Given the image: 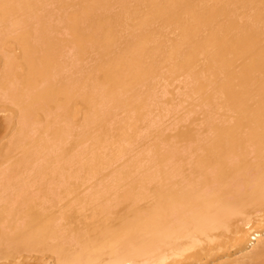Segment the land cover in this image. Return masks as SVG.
I'll return each instance as SVG.
<instances>
[{
	"label": "bare ground",
	"instance_id": "6f19581e",
	"mask_svg": "<svg viewBox=\"0 0 264 264\" xmlns=\"http://www.w3.org/2000/svg\"><path fill=\"white\" fill-rule=\"evenodd\" d=\"M0 264H264V0H0Z\"/></svg>",
	"mask_w": 264,
	"mask_h": 264
},
{
	"label": "rangeland",
	"instance_id": "374dc122",
	"mask_svg": "<svg viewBox=\"0 0 264 264\" xmlns=\"http://www.w3.org/2000/svg\"><path fill=\"white\" fill-rule=\"evenodd\" d=\"M77 63H78V62H77ZM75 73H76V72H75ZM78 73H79V72L77 71L76 75H77ZM176 80H177V79H176ZM176 80H174V84L170 85L171 87L168 86V88L171 89V91L174 90L173 92H174L175 94H176V93L178 94V93H180V92L182 91V89H180V86L183 84V82H182V80H181V77H180L179 80H177V82H176ZM163 82H164V80H163ZM178 82H179L180 84H179ZM175 84H177V85H175ZM178 84H179V87H178ZM176 87H178V88H176ZM158 88H159V90H160L161 87H159V85H158V86H157V89H158ZM175 89H176V90H175ZM165 92H167V91H165ZM166 94H167V96H165V99L168 98L169 95L171 96V93H168V92H167ZM164 95H165V94H164ZM160 96H163V95L160 94ZM160 96H158V98H159L160 101H162V99L165 100L164 97H163V98H160ZM177 96H178V95H177ZM177 96H174V98H176ZM174 98H173V100L171 101L172 103L169 102L168 104H167V103L164 104V106H166V107H167V105H168V109H170V110H164V113H165V116H164V117H162V116H158V112H159V110H158V109H155V110L157 111V112L155 111V112H156L155 114H154V113H148V116L150 115V117H152V119H151L150 117H148L147 114H146V116H145L146 118H145V119H147L148 121L145 120V122H143L142 124L145 125V124H147L146 122H149V124L151 123V125H152V124H155L154 121H157V120H158V121H157V123H158V122H159V119L161 118V120H160V121H161V124H162V125H165V127H164V128H165V131H164V132H165V133H168V132H169V139L172 137V141L177 142V141L179 140L180 137L178 138L177 135H175V136L170 135V133H173V134H174V131H175V128H176V127H175V126H176L175 123H174V124H171V123L174 122L173 118H174V115H175V114L172 115V109H173L174 107H171V106L174 105V104L176 103L174 106H177L178 109H181V108H182L181 105H183V104H181L182 102H181L179 99H177L178 97L176 98L177 100L174 99ZM175 100H176V101H175ZM179 101H180L181 103H180ZM173 102H174V103H173ZM183 103H184V102H183ZM110 104H111V101H110ZM166 104H167V105H166ZM179 104H180V105H179ZM184 104H185V103H184ZM179 107H180V108H179ZM175 108H176V107H175ZM170 111H171V112H170ZM173 112H174V111H173ZM166 114H167V116H166ZM152 115H155V116H152ZM156 115L158 116V118H155V117H157ZM171 116H172V117H171ZM153 118H154V119H153ZM162 119H163V120H162ZM188 119H189V118H188ZM188 119H187V122H188ZM149 120H151V121H149ZM152 120H153V121H152ZM163 121H164V123H162ZM185 121H186V120H185ZM168 122H169V123H168ZM170 122H171V123H170ZM159 123H160V122H159ZM159 123H158V124H159ZM176 123H177V122H176ZM177 124H178V123H177ZM171 125H172L173 127H172ZM171 128H173V129L171 130ZM198 128H199V127H198ZM140 129L143 131V128H142V127H138V128L136 129V131L138 132V134L142 132ZM144 130H145V129H144ZM169 130H171V131H169ZM197 131H199V130H197ZM11 134H12V133H11ZM174 138H175V139L178 138V140H177V139L174 140ZM138 139H139V140H138ZM170 140H171V139H170ZM170 140H169V143H170ZM132 141H133V140H132ZM132 141H131V140H130L129 142L125 141V143L123 142V145H124V146H128V145H129L128 147L134 149V151H133L131 154H128V156L126 155L127 157H129V155H132L134 152H136V151L139 149V148H138L139 146H141V145H143V146L146 145V146H147V143H148V145H149V142L144 141L143 138H141V140H140L139 137H136V138L134 139V142H132ZM130 142H131V144H130ZM160 142H161V143H160ZM126 143H127V144L129 143V144L127 145ZM141 143H142V144H141ZM144 143H146V144H144ZM158 143L161 144V148H162V150H164V149L168 146L167 141H166V143H165V142L159 140ZM163 143H164V145H163ZM179 143H180V142H179ZM136 144H137V145H136ZM166 144H167V145H166ZM131 146H132V147H131ZM135 146H136V147H135ZM110 147H111L110 145L105 147V148H107L108 150L105 149V151H104V155H105V156H104V158H105L104 161H103L104 158H102L101 156L99 157L100 160L104 163V166H105V167L103 166V168H102L103 170H101L100 172L94 174L95 176H94V175H93V176H90V177H89V180H88L87 178L84 179V180H82L81 177H79L78 179H76L77 182L80 181V180L83 182V184L79 187V190H85V191H88V190H90V189L92 190V189H94V188L99 187V186H100L99 183H100V180H101L102 178H103L105 181L109 182V183H112V182L114 181V179H112V177L115 176V175H114V174H115V168H114V167H115V166H116V168L121 167V163H122V162H125L124 160H127V157H126V159H124V158H125V157H124L125 155H123V157L120 155V156H117V157H116V160H115V161H112L113 159L110 160V159H109L110 154H111V155L113 154V152H112L113 150H112V148H110ZM164 147H165V148H164ZM106 155H107L108 157H107ZM101 158H102V159H101ZM122 159H123V160H122ZM128 159H129V158H128ZM168 159H170L169 162H171L172 159H174V157H170V158H168ZM117 160H118V161H117ZM120 160H121V162H120ZM106 161H107V163H106ZM142 161H144V162H142V164H143V163L146 164V165L149 164L148 161L145 162V161H146L145 159H143ZM111 162H112V163H111ZM117 162L119 163V165L117 164ZM130 162L133 163V161H130ZM109 163H110V166H111V167L108 166ZM115 163H116L117 165H116ZM106 165H107V166H106ZM142 166H144V165H142ZM112 167H113V168H112ZM138 167H139V166H138ZM138 167H137V168H138ZM110 168H111V169H110ZM137 168H136V169H137ZM139 168H140L141 170H140ZM139 168L137 169V171L134 170L135 172L133 171L132 173H134L133 175H136V174H137L138 178H139V177H140V178H144V174H143V170H142V169H144V168H142V167H139ZM107 169H108V170H107ZM104 170H106V171H104ZM102 171H103V172H102ZM109 171H111V172H110V175H109V173H108ZM139 172H140V173H139ZM106 173H107V174H106ZM100 174L103 175V176H100ZM112 175H113V176H112ZM141 176H142V177H141ZM104 177H106V178H104ZM132 177H133V176H132ZM97 178H98V179H97ZM85 180H87V181H85ZM128 180H130V177L126 178V181H128ZM88 181H89V182H88ZM110 181H111V182H110ZM123 181H124V180H123ZM85 182H86V183H85ZM92 183H93V184H92ZM95 183H96V184L98 183V184L96 185ZM88 185H89V188L86 189V186H88ZM82 186H83V187H82ZM75 241H76V239H72V240H71L72 243H74Z\"/></svg>",
	"mask_w": 264,
	"mask_h": 264
}]
</instances>
